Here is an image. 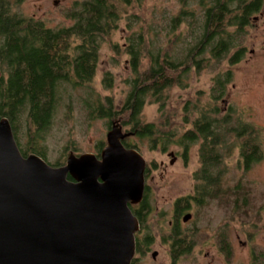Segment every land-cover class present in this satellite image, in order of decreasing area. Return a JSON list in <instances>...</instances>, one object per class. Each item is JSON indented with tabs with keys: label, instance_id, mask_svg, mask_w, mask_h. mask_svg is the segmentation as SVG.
Listing matches in <instances>:
<instances>
[{
	"label": "trees",
	"instance_id": "trees-1",
	"mask_svg": "<svg viewBox=\"0 0 264 264\" xmlns=\"http://www.w3.org/2000/svg\"><path fill=\"white\" fill-rule=\"evenodd\" d=\"M21 1L0 0V119L5 117L9 121L23 157L36 154L44 160L45 153L39 148L43 135L58 107L71 99V92L76 90L83 91L81 103L88 111V120L105 119L106 126L111 128L112 120L121 118L122 125L129 127L125 132L131 137L139 140L145 137L152 148L160 146L165 150L177 134L144 123L141 116L144 106L156 104L162 110L167 92L173 87L186 88L192 70L199 72L209 66L217 69L225 59L230 66L238 63L243 56L250 18L264 2L179 0L180 9L175 16L162 13L165 24L161 26L155 23L153 13L149 17L143 14L144 0H80L66 12L71 25L50 28L14 11ZM195 2L199 6L196 16L191 9ZM121 23L127 36L121 45L111 44V49L116 55L129 58L132 77L124 105L116 111L112 99H101L89 85L96 74L102 43H111ZM180 27H185L188 33L183 38ZM162 31L167 38L164 47L157 45ZM231 76L229 70L214 75L210 92L213 104L208 109L195 103L184 107L187 116L183 121L190 128L175 143L182 147V157L186 159L188 148L200 142L198 155L202 167L194 175L199 201L208 203L224 197L222 200L227 199L229 204L233 200L237 210L240 201L242 207L246 205L245 188L243 192L228 193L218 182L223 158L234 148L229 138L234 136L238 141L235 147L246 167L261 160L262 152L256 141L258 129L253 124L243 123L240 116H237L240 122L232 124L229 118L236 116L231 108L222 119L214 116L219 114L217 103L226 97ZM102 85L110 89L111 78L105 76ZM189 111L197 113L196 118L188 120ZM22 128L24 143L18 134ZM123 143L126 148L138 151L127 139ZM99 144L98 148L102 143ZM64 164L57 162L54 167ZM67 179L72 180L69 176ZM182 241L186 242L184 235ZM253 256L255 260L262 257Z\"/></svg>",
	"mask_w": 264,
	"mask_h": 264
},
{
	"label": "rangeland",
	"instance_id": "rangeland-1",
	"mask_svg": "<svg viewBox=\"0 0 264 264\" xmlns=\"http://www.w3.org/2000/svg\"><path fill=\"white\" fill-rule=\"evenodd\" d=\"M80 0H22L14 11L23 16L32 17L35 20L42 21L45 26L50 28L64 27L71 25L72 21L66 17V12L72 4ZM264 3V2H263ZM142 11L146 16L155 15V23L161 26L165 24L162 13L175 16L180 9L179 0H147L142 3ZM191 9L195 16L199 13V6L192 4ZM257 16V14L255 15ZM257 22V21H256ZM255 22L247 30L244 39L243 56L238 64L229 65L228 60L221 62L216 69L209 68L196 72L192 70L186 80L187 87H173L167 92V100L164 108L159 110L156 104H146L142 110V121L153 123L155 127L164 132L177 134L175 138L167 145L165 150L160 146L152 148L147 141L139 140L132 136L127 139L130 143L138 147V152L145 159L148 169L147 184L150 188L151 205L153 214L151 221L160 219V215L169 213L174 201L186 194H190L193 188V172L199 169L198 148L200 142H194L187 150L186 159L181 158L182 147L175 143V139L184 131L190 128L183 118H186L184 107H190L194 103L198 106L211 107L210 92L212 79L218 72L229 70L232 74L231 81L227 84V98L222 97L218 100L217 106L219 114L215 117L222 119L228 109H232V115L236 117L229 118L232 124L240 119L243 123L253 124L259 132L257 138L259 148L261 147L262 158L257 163L244 167L243 161L239 157V149L235 147L238 141L234 136L229 138L230 144H234L231 154L223 158L226 168L224 179L226 180V189L232 190L236 183L240 182L245 188L246 205L236 210L234 203L230 201L228 210L214 205L209 206L206 211L208 221L202 226L206 233L200 235V240L211 239V234L215 229L227 223V215L232 217L231 212H244L242 220L240 218L229 220L227 224V242L229 244L230 255L228 259L221 257L218 248L209 241L207 250L210 251V264H252L253 255L257 258L258 264H264V26L262 21ZM124 23L111 39V43L106 41L102 43L98 58L96 74L89 87L94 93L99 94L101 99L109 97L112 99L113 108L119 111L124 105L129 92V80L132 77L129 58L125 55H116L111 49V44L121 45L123 37L127 36L123 28ZM182 30V38L188 33ZM158 46H166L167 38L165 32L159 33ZM179 47V46H178ZM253 51L252 54L250 52ZM110 77L112 87L105 89L102 85L104 77ZM71 99L63 101L54 114L49 129L40 143V149L45 153L46 162L54 166L57 162L66 161L69 153L81 155L83 153L95 154L101 150L106 143V134L110 130L106 126L105 119L94 118L88 120V111L82 107L81 97L83 91L76 90L71 92ZM225 99V101H223ZM227 100V101H226ZM188 120L196 118L197 113L189 111ZM192 113V114H191ZM240 116V119L237 118ZM121 118L112 120L122 126L123 132L129 130L121 123ZM24 129L18 134L21 142L24 143ZM243 139L239 141H243ZM99 143H102L100 148ZM174 153L177 158L170 163L173 158L169 156ZM243 163V164H242ZM59 167V166H58ZM224 168V167H223ZM223 176V175H221ZM243 188V189H244ZM233 199V198H232ZM178 201V200H177ZM194 212V209L190 210ZM163 213V214H161ZM164 226H167L165 220ZM160 253L158 263L168 264L166 254L162 253V248L158 242L152 247ZM196 258L189 257L181 261L180 264H194ZM149 258H143L140 264H151ZM205 263V262H204Z\"/></svg>",
	"mask_w": 264,
	"mask_h": 264
},
{
	"label": "water",
	"instance_id": "water-1",
	"mask_svg": "<svg viewBox=\"0 0 264 264\" xmlns=\"http://www.w3.org/2000/svg\"><path fill=\"white\" fill-rule=\"evenodd\" d=\"M129 136L113 123L100 159L71 152L54 167L23 157L1 118L0 264H130L138 222L128 203L141 202L146 162L122 145Z\"/></svg>",
	"mask_w": 264,
	"mask_h": 264
},
{
	"label": "flooded vegetation",
	"instance_id": "flooded-vegetation-1",
	"mask_svg": "<svg viewBox=\"0 0 264 264\" xmlns=\"http://www.w3.org/2000/svg\"><path fill=\"white\" fill-rule=\"evenodd\" d=\"M256 14L257 16H255ZM256 14H254L250 18L251 25L253 23L254 25H256L255 24L256 21L257 22L262 21V25L264 26V3L261 5L259 11ZM243 50L244 51L246 50L244 46H243ZM252 53L253 51L250 52V54ZM238 63H235V65ZM226 98H227V94H226ZM223 101H225V99ZM122 133L124 134L126 132H123L122 130ZM130 137L131 136L126 137L121 141L124 147L125 145L123 141L125 139H129ZM144 140L145 137L143 138V141ZM260 151H261V147H260ZM99 154L95 153L93 155H95L97 159H100ZM174 158H177L175 154H174ZM181 158H183L182 155ZM240 159L243 161L244 164L243 163L242 164L244 165V167H246L244 159L241 157ZM198 161H199V169H200L202 165L200 163L199 155H198ZM220 168L222 169L221 175L223 176H221L218 182L222 186V189L224 191H228V193L231 191L243 192L244 186H242L240 182L236 183L237 185H234L232 190L229 189L226 190V180L224 179V175H225L224 173L227 170L225 168V165L223 164L220 166ZM199 169L193 172V177L198 172ZM147 175H148V169L147 166H145L143 172V193H142L141 202L137 204H133L131 202L128 203V208L130 209L132 215L137 219L138 222V230L134 233L135 251L130 264H140L143 258L146 259L147 257L150 259L149 262L151 264H163V263H158V258L160 257L159 251H157L156 249H152V247L157 242L158 245L163 249L162 253L164 254V256L166 254L167 256L166 258H168V264H180L182 260L189 257L196 258L194 264H210L209 257L210 255L212 256V254L210 253V251L206 249L209 241L211 242V245L213 243L214 244L216 243L215 246L218 248L221 257L223 256V258L226 257V259H228L230 255V250H229V244L227 242L228 236H227L226 226L230 219L234 220L240 218V220H242L244 217V212L233 211L231 212L232 217L229 216V213L227 215L228 212L227 208L229 202L227 201V199L222 200L224 197L219 198V200L217 199L215 201L208 203L205 201L200 202L199 201L200 198L199 196H196V190L194 189V185L197 182L194 179L193 188L190 194H186L181 198L180 197L177 198L174 201L172 209L169 211V213H165L164 215L159 214L160 219L157 218L151 221V216L154 210H153V206L151 205V199L149 198L151 191L147 184ZM181 201L182 202L184 201V203H182ZM211 205H214L222 209L223 208L227 209L225 211L227 223L224 225V222H222L221 226L215 229L216 230L215 233L211 234V239L200 240V235L206 233V229H204L202 224L208 221L206 211ZM192 209H194V212L190 211ZM165 220L167 221V226L163 225ZM182 235L185 236L186 242L182 241ZM251 263L258 264V261L257 259L255 260L253 258L251 260Z\"/></svg>",
	"mask_w": 264,
	"mask_h": 264
}]
</instances>
